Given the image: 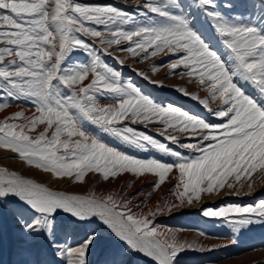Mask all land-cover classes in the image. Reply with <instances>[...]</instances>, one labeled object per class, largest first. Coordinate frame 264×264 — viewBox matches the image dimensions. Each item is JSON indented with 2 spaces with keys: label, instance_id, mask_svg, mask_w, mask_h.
Here are the masks:
<instances>
[{
  "label": "snow or ice",
  "instance_id": "obj_1",
  "mask_svg": "<svg viewBox=\"0 0 264 264\" xmlns=\"http://www.w3.org/2000/svg\"><path fill=\"white\" fill-rule=\"evenodd\" d=\"M143 7L165 22L159 25L153 22L152 26H137L129 31L121 26L133 22V16L110 4L0 0V91L6 94L0 102V112L11 106L9 99L24 98L35 109L31 117L20 111L0 120V149L15 153L23 164L51 174L53 179L67 178L80 184L85 183L89 173L99 174L105 181L129 173L137 178L156 177L153 188L159 189L174 168L179 172L173 192L179 203L166 202L157 205L155 211L137 216L112 194L99 199L94 193L81 196L53 191L42 183L0 168V200L9 197L17 200L15 215L20 231L26 238L44 241L53 256L51 264H89L98 231L84 232L75 246L62 242L59 233L67 232V223L88 224L94 218L130 252L141 253L156 264H179L180 253L209 249L196 242L180 241L175 234L165 235L153 226L149 217L165 209L192 206L202 196L219 195L225 188L239 194L246 184L251 193L257 182L254 174L259 172L257 179H264V104L246 95L233 79L239 77L251 82L264 94V0H260L256 19L247 22L240 16L229 18L218 10L215 0H198L195 5L210 20L229 51L231 67L205 41L191 14H185L177 0H146ZM223 7L234 6L225 3ZM86 22L103 26L107 34L86 26ZM82 36L99 38L107 47L101 53ZM125 41L129 46L119 50L134 57L145 53L141 61L165 50L183 53L168 65L170 74H175L181 65L189 69L180 75L197 77L193 82L199 83L209 92L211 100H220L224 107L213 112L208 99L199 103L216 117L227 118L226 122L214 125L171 104H158L136 85L122 82L121 73L106 64L102 55H112L108 49ZM77 49L83 50L91 62L65 66L68 56ZM118 63L122 65L124 61ZM159 67L153 65L152 72L159 71ZM137 75L163 86L144 72ZM86 80L89 83L85 84ZM176 90L198 99L185 89ZM97 94L116 98V104L101 106ZM125 119L133 124H160V135L165 141L200 154L184 156L152 135L128 125L117 126ZM83 121L98 126L130 148L156 150L175 157L177 162L170 164L128 155L91 135L83 127ZM39 126L43 130L31 135ZM177 132L192 133L198 144L180 143ZM61 213L66 215L61 217ZM202 215L223 219L233 232H239L264 221V200L255 205L208 207L202 210Z\"/></svg>",
  "mask_w": 264,
  "mask_h": 264
},
{
  "label": "rangeland",
  "instance_id": "obj_2",
  "mask_svg": "<svg viewBox=\"0 0 264 264\" xmlns=\"http://www.w3.org/2000/svg\"><path fill=\"white\" fill-rule=\"evenodd\" d=\"M77 2L82 4H110L129 12L134 20L128 25H122L121 27L124 30L130 31L137 26H152L153 22L157 25L165 22L163 18L148 12L143 7L146 0H77ZM177 2L181 5V9L185 14H191L190 18L193 19L196 29L201 33L205 41L231 67L232 62L228 59L229 51L215 33L210 20L200 9L195 7L198 0H177ZM215 2L219 6L218 10L229 18L240 16L244 22L255 20L260 11V0H215ZM225 3H231L234 7L225 8L223 7ZM141 13H147V15H141ZM86 26L95 27L107 34V30L103 26L89 22H86ZM113 27L115 28L116 26L113 25ZM82 38L90 45H94L101 53L107 47L100 43L99 38L90 36H82ZM136 39L138 37H133V40ZM128 46L129 42L127 41L121 45H113L108 49L112 55H102V59L106 64L121 73L122 82H131L136 85L145 95H148L158 104H171L214 125L226 122L227 118L216 117L199 103L200 100L208 99L209 106L213 112L224 107L220 100H211L209 92L199 83L193 82L197 77L190 78L186 75L183 77L180 75V73L187 72L189 69L181 65L175 69V74H170L168 65L175 62L183 53L172 54L165 50L164 53L141 61V57L145 53H140V56L134 57L126 51L119 50L126 49ZM150 51L151 49H149ZM118 60H123L124 63L121 65ZM90 62L91 58L83 50L77 49L68 56L65 66L71 67L77 64H89ZM153 65L160 66L159 71L153 73ZM138 72H144L151 80L162 82L163 86L149 83L143 77L137 75ZM233 79L246 95L257 103L264 104V94H261L251 82L241 80L239 77H234ZM84 83H89V80ZM205 83L209 82L205 81ZM177 88L185 89L188 93L197 96L198 99L194 100L191 96L182 94L176 90ZM5 96L6 94L0 91V102H3ZM97 102L101 106L115 105L116 98L97 94ZM9 103L11 106L0 112V120L20 111H23L25 116L31 117L35 111L34 106L24 98L20 100L9 99ZM82 125L91 135L128 155L139 159L155 158L170 164L177 162L175 157L165 155L156 150L142 151L130 148L89 121H83ZM125 125L160 139L184 156L194 157L200 154L193 149L182 148L165 141L160 135L162 128L160 124H133L129 119H125L117 126L123 127ZM42 130L43 126H39L37 131L31 133V135L35 136ZM175 135L182 144H198V140L193 138V134L190 132H177ZM196 135L198 136L199 133L197 132ZM204 143L207 144L208 142L205 141ZM0 168H6L9 171L16 172L25 179H32L37 183H42L53 191L81 196H88L94 193L95 197L99 199L112 194L122 206L127 204L131 213L137 216H143L149 211H155L157 205H163L166 202L168 204L179 203L173 194L179 178V172L175 168L169 173L165 183L159 189L153 188L157 178L152 175L137 178L129 173H124L116 178L110 177L109 180L105 181L99 174L89 173L85 177V183L83 184L74 183L67 178L62 180L53 179L51 174L26 166L18 159L15 153L3 149H0ZM259 176V172L253 176V179L257 182L251 193L248 192L246 184L239 191V194H237L236 190L225 188L219 195L202 196L201 201L194 202L192 206L173 208L171 211L165 209L162 213L149 217L153 226L158 231L164 232L165 235H172L173 232L167 233L166 231L171 229L175 231V235L180 241L196 242L197 244L206 243L205 248L209 249L207 251L186 250L180 253L177 257L179 264H264V221L248 225L239 232H233L232 226L223 219L209 218L202 215V210L208 207L255 205L259 201L264 200V179H257ZM132 184H138V187L132 189L130 187ZM237 189H239V185H237ZM179 190H182V187ZM16 204L17 200L12 197L7 198L6 201L0 200V264H51L53 260L51 250L46 247L43 240L32 238L31 244H34V247L31 249L28 244H20L14 238L16 233L23 236L20 226L17 224L18 216L15 215L18 212ZM65 215L61 213V217ZM64 222L67 223L66 220ZM92 229H96L99 236L96 245L89 254V264H156L151 258L145 257L141 253L130 252L123 242L118 241L114 234L95 218L88 224L67 223V232L59 233V238L62 242L67 241L68 244L75 246L80 236ZM181 232L183 233L180 234ZM201 232L205 235H200ZM24 236L23 239L25 240L26 237Z\"/></svg>",
  "mask_w": 264,
  "mask_h": 264
},
{
  "label": "bare ground",
  "instance_id": "obj_3",
  "mask_svg": "<svg viewBox=\"0 0 264 264\" xmlns=\"http://www.w3.org/2000/svg\"><path fill=\"white\" fill-rule=\"evenodd\" d=\"M27 172V171H26ZM26 174V173H25ZM125 185V184H124ZM126 187V186H125ZM130 187H132V189H135L136 187H138V184H132V185H130ZM129 191H131V190H129ZM134 191V190H133ZM171 230V229H170ZM167 231V233H170L169 232V230H166ZM171 232H173V234H175V231H173V230H171ZM183 232H181L180 234H182ZM25 234L23 233V236H24ZM23 236H20V234H14V238L15 239H17V241H18V243H20V244H28V246H29V248L31 247V249L34 247V244H31V240H32V238H26L25 240L23 239ZM25 237V236H24ZM33 241H34V239H33ZM201 245H204L205 246V242L204 243H200ZM23 246V245H22ZM27 246V247H28ZM36 250V249H35ZM205 251H207V250H205Z\"/></svg>",
  "mask_w": 264,
  "mask_h": 264
}]
</instances>
